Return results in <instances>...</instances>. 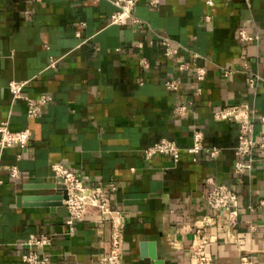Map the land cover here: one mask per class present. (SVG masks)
Listing matches in <instances>:
<instances>
[{"label": "crops", "instance_id": "obj_1", "mask_svg": "<svg viewBox=\"0 0 264 264\" xmlns=\"http://www.w3.org/2000/svg\"><path fill=\"white\" fill-rule=\"evenodd\" d=\"M113 1L0 0V123L29 135L25 148L0 150V264H24L26 242L41 235L50 242L38 252L51 264H97L109 250L110 223L95 209L70 231L64 203L23 201L56 194L53 164L80 175L87 187H101L120 212L122 264H151L142 256L147 243L163 264H193L189 249L203 217L213 219L204 230L213 264H240L242 256L264 264V163L236 174L237 125L212 116L246 103L254 137L264 135V0H161L155 9L140 0L125 26L109 25ZM243 30L253 41L240 40ZM162 37L176 47L172 59L162 55ZM196 68L205 71L201 81ZM169 79L178 82L176 91L165 87ZM11 81L23 83L24 97H51L38 118L29 119L25 101L12 98ZM185 102L192 111L175 116ZM194 130L204 138L195 162L185 151L177 162L143 156L160 139L189 147ZM206 149H217L218 157ZM4 167H16L18 178ZM208 178L237 195L231 239L226 212L204 200Z\"/></svg>", "mask_w": 264, "mask_h": 264}, {"label": "built area", "instance_id": "obj_2", "mask_svg": "<svg viewBox=\"0 0 264 264\" xmlns=\"http://www.w3.org/2000/svg\"><path fill=\"white\" fill-rule=\"evenodd\" d=\"M140 0H114L112 3L115 11L109 17V25L125 26L129 22H134L133 11L135 5ZM147 4L155 9L159 6L161 0H145ZM208 5H212L211 1H206ZM240 40L253 41V38L246 32H239ZM162 47V55L166 59H172L176 54V47L173 41L167 37L160 39ZM55 62H50V67H54ZM142 65L144 62L141 63ZM243 68H247V64L243 63ZM186 69V66L179 67ZM194 74L197 80L201 81L205 77L203 68H196ZM225 72L224 75H228ZM258 78L250 76L248 86L254 88ZM168 90L176 91L178 82L173 79L166 80L164 83ZM23 83L11 81L8 83V90L13 99L24 100L26 103V115L29 119L39 117L42 107L51 101L49 96H41L38 99H30L21 94ZM193 103L185 102L176 106L173 114L177 117L185 116L192 111ZM215 121H226L237 125L238 140L234 148V155L238 158L234 163V172L236 174H244L252 171L254 163L260 161L264 163V135L256 139L253 135V113L246 103H240L228 106L213 112ZM260 120L264 122V117ZM203 134L199 130L192 133V144L182 149L174 141L168 139H160L159 141L147 146L143 149L145 159H150L156 155L171 157L174 162L179 160L182 151H185L192 157V161H196V155L204 150ZM29 135L27 131L13 132L9 128L7 121L0 123V150L8 149L16 146L23 149L27 146ZM206 153L210 158H216L219 155L217 149H206ZM1 169V166H0ZM10 179L18 178L19 173L16 167H4ZM54 178L57 180L58 187L63 188L67 192V200L64 201L65 208L68 213L66 225L72 231V226L76 220L81 219L89 208L95 209L102 221L110 223V247L104 253L97 264H122L123 253L122 246L124 243L122 217L118 210H114L110 206V200L104 195L101 187H87L81 180L80 175L66 168L61 164L51 165ZM208 189L204 195V200L208 208L212 211L223 210L226 212V223L223 226L226 236L231 239L230 229L236 225L237 221V195L234 191L225 185L217 184L213 179H206ZM110 192L116 190L115 185H108ZM259 208L264 211V201L259 203ZM213 222L211 217H203L200 220L201 226L198 227V234L190 246V258L193 264H213L212 259L206 254V247L209 239L205 236L204 230ZM50 239L44 235L38 238H31L26 242L27 252L21 256L24 264H51L47 254L38 252V248L47 245ZM240 264H253L252 260L247 256L240 258Z\"/></svg>", "mask_w": 264, "mask_h": 264}, {"label": "water", "instance_id": "obj_3", "mask_svg": "<svg viewBox=\"0 0 264 264\" xmlns=\"http://www.w3.org/2000/svg\"><path fill=\"white\" fill-rule=\"evenodd\" d=\"M34 189L43 188L39 185L33 187ZM50 189L56 191L54 195H46V196H37V197H28L23 199L24 202L28 204L35 205V206H48V207H61L65 200H67V192L63 188L56 187V185H51ZM142 256L148 257L151 260V264H163V262L157 259L155 245L154 243H147L146 244V251L145 245H142Z\"/></svg>", "mask_w": 264, "mask_h": 264}]
</instances>
